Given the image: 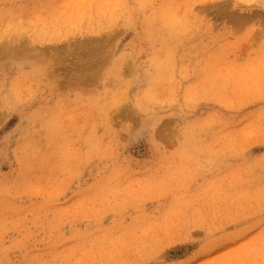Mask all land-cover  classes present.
Here are the masks:
<instances>
[{"label": "rangeland", "instance_id": "1", "mask_svg": "<svg viewBox=\"0 0 264 264\" xmlns=\"http://www.w3.org/2000/svg\"><path fill=\"white\" fill-rule=\"evenodd\" d=\"M0 264H264V0H0Z\"/></svg>", "mask_w": 264, "mask_h": 264}]
</instances>
